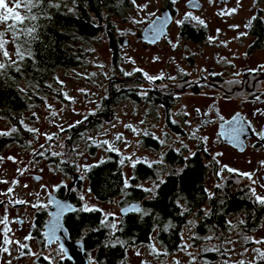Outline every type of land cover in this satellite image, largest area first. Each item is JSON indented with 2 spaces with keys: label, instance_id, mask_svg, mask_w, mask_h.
I'll return each mask as SVG.
<instances>
[{
  "label": "rangeland",
  "instance_id": "obj_1",
  "mask_svg": "<svg viewBox=\"0 0 264 264\" xmlns=\"http://www.w3.org/2000/svg\"><path fill=\"white\" fill-rule=\"evenodd\" d=\"M186 1L176 0L174 3L176 9L173 17L174 28L170 31L168 42L161 44L158 48L150 49V45L142 42L137 38V35L141 33L145 25L160 15L164 1L135 0V8L129 11L127 18L124 20L116 16L110 18L112 27L110 30L117 40L129 41L126 46L118 44L115 50L116 59H113L107 30L104 28L103 32L85 47L87 52L82 65L67 73L59 71L56 75L55 83L57 84L49 89L50 94L38 95L39 101L35 103L36 105L34 104V108L30 112L25 114L23 121L21 119L23 131L19 134L24 135L22 136L23 142L15 140L0 152V181H7V183H0V193H7V190L12 188L13 191L8 197L10 201H13L11 204L19 200L24 201L23 204L32 205L34 202L38 203L37 200L43 195L41 185L36 184L39 187L35 186L33 179H29V177L27 179V174L40 176L43 182L50 179L52 188H55L57 184L70 182L63 167L67 168L66 163H71L75 173L81 176V183L78 187L82 188L79 192L87 197L89 192L84 169L105 160L109 151L116 153L119 159L125 158L123 172L127 182L131 177L130 166L135 160L144 162L147 166L159 165L158 163L164 164L161 158L169 148L174 151L184 149L187 154L188 150L191 152L194 148L196 149V131L189 109L198 108L200 105H194L188 91L176 101V105L170 109L169 114L165 113L161 106H154L156 107L154 109L153 106H150V102L143 100L142 97L150 93V82L157 84L158 87H164L171 84L170 80L166 78L167 76L177 79L175 72L173 75L168 73L172 69L179 72L178 66L181 61L179 56L182 51V43L178 37L177 21L186 16L190 17L189 19L191 17L199 18L207 24L210 34L230 35L228 40L231 41L233 37L236 38V34L245 30L249 19L256 12L261 11L264 20V0L259 2L257 0H230L219 6H217V0H197L202 5L200 11L185 10ZM138 5H147V7L141 10ZM233 9H235L234 12L231 11ZM208 20H212L211 27ZM102 24L104 25L105 21ZM4 28L5 24H1L0 32L4 33ZM4 40L7 41L4 50L8 52V58L12 59L13 48L6 33ZM255 56L257 61H261L264 58V49L256 53ZM186 73L191 75V80L197 79L198 72L187 70ZM145 74L160 78L149 80ZM135 88L138 90L137 96L141 97L139 102L122 98V96L113 105L109 102L110 112H107L109 122L94 123L90 129L80 128V123L86 122L88 116L102 115L105 109L104 104L108 97L110 99L109 92L112 89L119 91L122 95V90H135ZM66 97L70 99H66ZM203 107H205L204 113L209 114L212 121L217 120V117H213L211 114L212 104H210V109L207 104H203ZM185 113L188 116L184 126L186 135L181 137L168 130L165 120L169 115L173 123H176L177 118ZM223 116L226 117L224 114ZM13 128L16 129L15 132L11 131ZM30 129L34 131H30ZM67 131H77L81 135L76 136L72 141L73 144L68 145L63 143L69 137ZM0 132L9 133L0 135V138L17 137L19 128L11 122L0 120ZM145 132H150V136L162 144L161 151L148 149L139 144V138ZM198 133L206 138L212 137L208 135V131ZM105 141L107 143H104ZM85 144L88 147H93V152L91 150L89 152L87 147H81ZM110 148L114 150H109ZM226 152L222 151L217 156L213 151L208 155V163L211 158L212 160L218 159V178L213 179L214 172H212V177H208V182L206 181L208 190L210 191L213 187H222L224 181H229L226 180L228 177L226 171L234 169L236 170L234 172L238 174H253L252 180L256 181L254 185L249 184L252 180L239 174L243 178H241V182L246 191L255 188L258 194L264 195V187L260 184V179L255 178L260 154L253 156L251 153H246L245 156L239 158V156H230ZM10 157L12 159H9ZM166 173L162 168V171L159 172L160 180L165 177ZM155 184L156 181L148 180L142 185L146 189H150ZM232 189L228 191H232ZM218 195L220 196L222 193L219 191ZM4 196L0 194V201L5 199ZM84 203L90 207L89 203ZM110 213V209L106 211V214ZM226 221L228 226L223 232H218L217 236H214L215 234L211 230L207 235L208 239L205 240L209 245L212 242V246H217L218 252L226 254L225 264H236L241 259L247 262L255 255L251 249L264 251V245L253 242L264 240V216L259 225L248 232L242 228V214L228 217ZM196 222V217L188 219L187 225L182 230L184 249L169 255L162 248L160 249L153 240L150 241V253H147L144 248H132L129 251L131 259H150L152 264H198L199 248L195 245L194 247L190 246V237L193 232L191 227ZM242 237H248L249 239L246 240L252 241L253 244L249 247L239 246L238 243ZM243 248L247 251L241 252ZM204 263L205 261H203Z\"/></svg>",
  "mask_w": 264,
  "mask_h": 264
},
{
  "label": "flooded vegetation",
  "instance_id": "obj_2",
  "mask_svg": "<svg viewBox=\"0 0 264 264\" xmlns=\"http://www.w3.org/2000/svg\"><path fill=\"white\" fill-rule=\"evenodd\" d=\"M163 1L161 10L168 9L174 17L176 9L173 1ZM189 1L187 0L186 3ZM228 1L230 0H217V6L228 3ZM253 17L249 19L245 30L236 34V38L233 37L231 41L228 40L230 35L210 34L205 23L201 24L193 19L182 18L180 21H183V23L177 24L178 37L182 43V51L179 56L181 60L178 66L179 72L176 69L168 71L172 75L175 72L177 79L167 76L166 78L170 80L171 84L164 87H158L157 84L150 82V99H154L153 91L160 94L159 100L165 101L167 106L156 104V107L161 106L167 114L176 105V101L181 99L187 91L190 93V99L194 101V105H200L198 108L189 109L196 131V149L194 148L191 152L188 150L187 154L184 149L174 151L169 148L164 153L166 155L168 152H173L181 157L183 161L180 167L166 162L165 164L168 167L164 166L167 170L178 169L179 175L192 168V163L188 164L187 162L188 159L196 154L203 159L202 164L206 171L205 177L202 181H198V189L196 190L200 208L198 211L200 213L191 211L183 223L185 225L188 219L196 217L197 222L191 227L192 231H197L203 218L213 211V206H210L209 203L218 197L217 187H213L209 191L206 184L208 177H212V172H214L213 179L218 178V159L212 160L211 158L209 163L207 161L211 152L214 151L218 156L222 151H227L226 153H229L230 156H239V158L245 156L246 153H251L253 156L260 154L255 178H259L260 184L264 185V149L260 144L261 138L257 135L258 132L264 130V115H260V112H264V68L261 67L264 66V58L257 61L255 56L256 53L264 49V20L261 11L256 12ZM173 20L172 18L166 37L156 44H150V49L158 48L161 44L168 42L170 31L174 28ZM211 21L208 20L210 27L212 26ZM256 21L262 28L261 37L258 36L255 28ZM187 70L198 72L197 79L191 80V75L186 73ZM257 96H259V100L256 99ZM203 104H207L208 109H210V104L213 105L211 114L213 117H217V120L212 121L209 114L204 113L205 107H203ZM156 107L153 106L154 109ZM186 115L187 113L179 116L176 123H173L167 115L165 121L168 130L184 137L186 135L184 126L188 119ZM109 120L108 117L105 118L102 115L97 117L88 116L86 122L80 123V128L90 129L94 123L109 122ZM249 124L251 127L248 126ZM240 128H243V131H237ZM204 131H208V135L212 137L206 138L198 133ZM66 133L69 137L63 143L68 145L73 144V139L81 135L77 131H67ZM146 133L150 132L143 134ZM150 138L153 139L151 136ZM164 139L166 138L164 137ZM153 140L160 144L158 140ZM213 145L215 147H212ZM81 147L90 149L86 144ZM139 163L135 160L131 166H137ZM72 165L66 163L67 168L63 167L70 182L57 184L55 188H52L50 179L43 182L40 176L38 177L35 174L32 176L30 174L26 175L27 179L28 177L33 179L35 186L41 185L43 195L37 200L38 203L34 202L32 205L11 204L8 199L9 194L5 195V199L0 201V212H2L0 219L5 216L8 218L7 228L10 229L7 232L8 238L12 241L27 243L31 251L36 253V255L22 254V252L27 253L28 250H21L15 243L4 245V225L0 224V248H8V252L0 251V264H9V262L10 264H49V261L44 259L46 256L50 257L54 264H152L150 259H131V255H129L132 248H144L147 253H150V227L144 243L126 242L121 237V234L125 231L124 225L130 219H135L137 224L145 222V214L139 213L142 209V203L125 202L126 196L122 194L113 195L106 200H98L91 194L86 197L78 191L81 179L68 188L72 183L73 175L76 174ZM249 184H253V182ZM80 188L82 187L80 186ZM203 194L205 200L202 201ZM247 196L254 198L249 189L247 190ZM179 197L185 208L183 213L192 210L188 207L189 202L186 200L185 195ZM148 198H150V195ZM55 200H66L68 206L75 207V210L66 213L62 217V225L59 224L56 229L55 238L50 239L48 231H52L56 225L46 227V224L50 217L49 208ZM84 202L89 203L90 208L99 209V211H81L86 205ZM130 203L140 204L141 209L138 212L122 216L120 209ZM33 205H37V207H33ZM109 209L111 213L106 215V211ZM148 223H150V217ZM113 224L116 225L115 228L112 227ZM137 227L138 230H141L140 225ZM205 230H208L206 237L196 244L200 251L198 253V264H203V261H205L204 264H222L226 254L219 253L217 246H212V242L210 245L205 242L208 239L209 231L213 230V233L217 234L214 231L215 224H205ZM29 234L32 239L26 241L24 238ZM218 256L223 258L217 259Z\"/></svg>",
  "mask_w": 264,
  "mask_h": 264
},
{
  "label": "trees",
  "instance_id": "obj_3",
  "mask_svg": "<svg viewBox=\"0 0 264 264\" xmlns=\"http://www.w3.org/2000/svg\"><path fill=\"white\" fill-rule=\"evenodd\" d=\"M57 4L59 7L53 6ZM133 8H135L133 0H39L38 6L33 8L31 13L24 8L19 10L23 16L36 15L35 21H25L24 25H17L15 31L5 24L4 34L6 33L13 48V56L12 59L6 58L3 55V51L6 50H0V63L6 65L4 70H0L3 72L0 74V120H6L18 126L19 132L17 137L9 136L0 140V152L15 140L23 142L22 136L24 135L19 134L23 131L21 119L23 121L25 114L30 112L34 104L39 101L38 95L50 94L49 89L57 84L55 83L56 75L59 71L67 73L82 65L87 52L85 47L99 36L104 28L107 30L113 59H116L115 50L119 39L117 40L110 30L112 28L110 18L116 16L124 20ZM103 21H105L104 25ZM256 22L255 28L258 36L261 37L262 28L258 21ZM10 23L12 22L9 21ZM32 26H35V31L31 34L27 33L25 29ZM18 47L24 54L23 60H20L16 54ZM20 89L24 91L21 92ZM136 92L138 93L136 88L135 90L124 89L120 95L119 91L112 89L109 92L110 99L108 97L104 104L105 109L102 116L109 117V102L113 105L122 96V98L139 102L141 97L137 96ZM152 95L154 99H150V93L142 99L149 101L151 106H156V104L167 106L165 101L159 100L160 94L153 91ZM139 144L156 151H161L162 147L161 143L150 138V133L141 135ZM92 149L93 147H90L89 152L90 150L93 152ZM161 159L164 164L166 162L178 167L183 161L173 152L162 155ZM122 160L123 163H121ZM187 162L192 163V168L187 169L182 175H179L178 169L167 170L161 163L147 167L146 163L140 162L137 166H130L131 177L127 181V187H125L123 172L125 158L119 159L113 151L108 152L105 160L91 165L84 169V172L88 192L96 199L106 200L113 195L122 194L126 196L125 202L142 203L139 213L145 214V222L137 224L135 219H130L124 225L125 231L121 234L123 241L136 244L146 242L150 227V241L154 240L160 249L162 248L166 254L170 255L184 249L181 236L183 228L187 225H183L184 219L191 211L200 210L196 190L198 181H202L205 177L203 159L196 154ZM162 168L167 173L160 180L159 172ZM226 173L228 176L226 180L229 181H224V185L217 188V193L219 194L220 191L222 195H218L217 199L209 203L213 206V211L206 215L207 218H203L198 230L192 232L191 247L194 245L196 247V244L206 237L208 230H205V224H215V233L223 232L228 226L226 221L228 217L242 214V228L248 232L255 229L264 216V205L247 196V191L241 182L242 176L230 171ZM148 180L156 181L150 189L142 185ZM231 188H233L232 191H228ZM80 189L78 187V191ZM149 195L150 198H148ZM180 195H185L189 202L188 207L192 209L185 214ZM203 200H205L204 194ZM149 217L150 223H148ZM139 225L141 230H138ZM238 244L241 247H249L253 242L242 237ZM245 250L243 248L241 252ZM222 264H225V259ZM255 264H264V260L257 258Z\"/></svg>",
  "mask_w": 264,
  "mask_h": 264
},
{
  "label": "snow or ice",
  "instance_id": "obj_4",
  "mask_svg": "<svg viewBox=\"0 0 264 264\" xmlns=\"http://www.w3.org/2000/svg\"><path fill=\"white\" fill-rule=\"evenodd\" d=\"M38 2L39 0H0V24H7V27L9 29H13L14 31L16 30V26L17 25H24L25 21H35L37 19L36 15H29V16H23L20 14V9L24 8L27 10V12L31 13L33 8H36L38 6ZM133 2L135 3V0H133ZM176 0H173V3H175ZM55 7H59V5H53ZM138 7L141 8V10H143L144 8L147 7V5H143V6H139ZM232 12L235 11V9L231 10ZM223 14H230V13H223ZM190 17L186 16L185 19H189ZM191 19L196 20L198 23L203 24L204 21L199 20V18L196 17H191ZM253 19H255V17H253ZM9 21H11L12 23H8ZM134 22H138V21H134ZM178 24L183 23V21H177ZM27 31V33L31 34L35 31V26L32 27H28L25 29ZM7 43L6 40H4V33L0 32V50L4 49V45ZM17 56H19L20 60L24 59V54L20 51L19 47L17 48ZM3 55L7 58L8 57V52L7 51H3ZM29 55H31V53L29 52ZM13 63H16V61H13ZM262 68H264V66H261ZM6 68L5 63H0V70H4ZM19 67H17V71H19ZM137 71H140V69H137ZM250 71H254V70H250ZM0 74H3V72H0ZM126 75H129L128 73H126ZM146 78L149 80H154V79H159L160 77H151V76H147ZM171 78V77H170ZM21 92L24 91V89H20ZM66 99H70L68 97H66ZM257 100H259V96L256 97ZM259 111V110H258ZM260 115H264V112H260ZM234 120L236 119L235 117L233 118ZM249 127H251V125H248ZM12 132H15L16 129L13 128L11 129ZM30 131H34L32 129H30ZM237 131H243V128L237 129ZM9 133L7 132H0V135H8ZM257 135L261 138L264 139V131L258 132ZM48 139H51V137H48ZM117 139H119V137H117ZM104 143H107V141H105ZM109 150H114V149H109ZM9 159H12L11 157ZM121 163H123V160L121 161ZM228 171L230 172H234L236 170L234 169H228ZM240 175H243L245 177H247L248 179L252 180V176L253 174L250 173H239ZM253 184L256 183L255 180H252ZM0 183H7V181H0ZM127 182L125 183V187H127ZM262 187H264V185H262ZM13 191L12 188H9L7 190V193H0L2 195H8ZM251 195L255 198V201L258 202L261 205H264V195L258 194L255 188H251L250 189ZM81 199H83V197H81ZM13 201H9V203H12ZM15 203H25L24 201H15ZM33 207H37V205H33ZM99 211V209H92L90 207H88L87 205H85L81 211H85V212H89V211ZM108 215V214H106ZM7 222H8V218L7 216H5L3 219H0V224L4 225V239H3V244L7 245L9 243H15L19 246V248L21 250L27 249V253H23L22 254H29V255H36V253H33L31 251V249L29 248L27 243H21L19 241H12L8 238L7 236V232L10 231V229L7 228ZM103 223V221H102ZM241 223H243V221H241ZM59 227V223H58V217H57V223L56 226L52 229L49 238L53 239L55 238V233H56V229ZM113 228L116 227L115 224L112 225ZM26 241L32 239V236L29 234L28 236H26L24 238ZM245 239H249L248 237H245ZM256 244H262L264 245V240H255L253 241ZM0 251L3 252H8V248L7 247H3L0 248ZM247 251V249L245 250ZM255 255L249 259L247 262L243 259L239 260L236 262V264H255L257 258L264 260V251H262L261 249H254L253 250ZM45 260L49 261V264H54V262L52 261V259L48 256L44 257ZM10 264V262H9Z\"/></svg>",
  "mask_w": 264,
  "mask_h": 264
},
{
  "label": "water",
  "instance_id": "obj_5",
  "mask_svg": "<svg viewBox=\"0 0 264 264\" xmlns=\"http://www.w3.org/2000/svg\"><path fill=\"white\" fill-rule=\"evenodd\" d=\"M184 7H185V10L200 11L202 8V5L197 0H190L189 2L185 4ZM171 22H172V14L170 13V11L168 9H162L159 16L155 17L151 22H149L147 25L143 27L141 33L137 35V38H139L142 42L148 45L156 44L166 37L167 29L169 25L171 24ZM128 43H129L128 40L119 39L120 45L126 46ZM260 144L264 149V139H260ZM80 179H81L80 175L74 174L72 183H70L68 188L73 186L74 183L79 182ZM140 209H141L140 204L130 203L120 209V214L124 216L129 213L138 212ZM74 210H75V207L68 206V203L66 202V200L53 201L49 208L50 217L46 224V227H52L56 225L57 217H58V223L62 225L61 224L62 217L66 213L72 212ZM48 233H51V231H48Z\"/></svg>",
  "mask_w": 264,
  "mask_h": 264
}]
</instances>
